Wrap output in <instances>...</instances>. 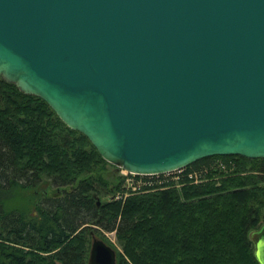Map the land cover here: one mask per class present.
<instances>
[{"label":"water","instance_id":"95a60500","mask_svg":"<svg viewBox=\"0 0 264 264\" xmlns=\"http://www.w3.org/2000/svg\"><path fill=\"white\" fill-rule=\"evenodd\" d=\"M0 77L132 175L264 159V0H0Z\"/></svg>","mask_w":264,"mask_h":264},{"label":"trees","instance_id":"16d2710c","mask_svg":"<svg viewBox=\"0 0 264 264\" xmlns=\"http://www.w3.org/2000/svg\"><path fill=\"white\" fill-rule=\"evenodd\" d=\"M219 158L235 172L124 196L88 138L0 77V264H88L92 231L116 234L117 264H259L249 234L264 224V159ZM45 180L62 195L32 200Z\"/></svg>","mask_w":264,"mask_h":264},{"label":"rangeland","instance_id":"374dc122","mask_svg":"<svg viewBox=\"0 0 264 264\" xmlns=\"http://www.w3.org/2000/svg\"><path fill=\"white\" fill-rule=\"evenodd\" d=\"M236 162L234 163L233 160H225L220 159L219 157L214 160H210L209 162L204 163L201 166H198L197 168H189L187 170H184L183 172H176L173 174H167L165 176L160 177H141L136 181L133 176H129V174L121 169H118L117 167L108 164L106 166V169L101 172L103 178L109 183L110 189H115L117 186H121V189L127 190L124 196H127L129 189H132V191L141 190L142 188L152 185L161 186L162 184H165L169 181L178 182L179 180H182L184 177L189 178L192 181H196L197 178H195L194 173L197 174L198 179L200 180L206 176H208L211 172L214 176H218L217 172H221L224 174H230L235 172L237 169ZM192 175V176H190ZM220 175V176H222ZM155 181V182H154ZM205 179H203V182ZM163 182V183H161ZM200 183L201 181H197L195 184ZM136 186V187H135ZM178 185L177 187H179ZM70 191V189H67ZM63 190H58L54 187H52L50 181L45 180L44 184L41 185L38 189L34 191V195H31L30 198H34L35 201L41 200L43 197H54L57 195H62ZM119 191L115 192V195H119ZM122 194V193H121ZM119 195V197L121 196ZM97 201L106 202L110 196L107 198H100L98 195H94ZM12 200H15L14 198ZM95 236L104 242H106L109 246H111L113 249H115L117 252H122L120 245L117 241L116 234L115 233H108L105 231H99L93 232ZM92 237V236H91ZM91 244H92V238H91ZM90 244V249H91ZM90 251V250H89ZM90 255V252H89Z\"/></svg>","mask_w":264,"mask_h":264},{"label":"built area","instance_id":"2783aa9c","mask_svg":"<svg viewBox=\"0 0 264 264\" xmlns=\"http://www.w3.org/2000/svg\"><path fill=\"white\" fill-rule=\"evenodd\" d=\"M187 168H185V169H183V170H179V171H176V172H183L184 170H186ZM176 172H173V173H176ZM173 173H168V174H173ZM129 174V173H128ZM165 175H167V174H164V175H156V177H160V176H165ZM129 176H133L132 174H129ZM190 176H192V175H190ZM193 176H195V178H197L198 179V176H197V174L196 173H194V175ZM134 177V179H135V177H137L136 175H134L133 176ZM140 178L141 177H155V176H139ZM196 179V181H194L195 183L197 182V181H200V180H197ZM138 181V180H137ZM162 183V182H161ZM199 183V182H198ZM136 187V186H135Z\"/></svg>","mask_w":264,"mask_h":264}]
</instances>
